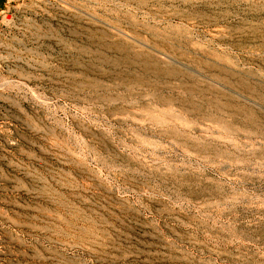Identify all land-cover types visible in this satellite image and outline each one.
I'll return each instance as SVG.
<instances>
[{
	"label": "rangeland",
	"instance_id": "obj_1",
	"mask_svg": "<svg viewBox=\"0 0 264 264\" xmlns=\"http://www.w3.org/2000/svg\"><path fill=\"white\" fill-rule=\"evenodd\" d=\"M0 264H264V0H5Z\"/></svg>",
	"mask_w": 264,
	"mask_h": 264
},
{
	"label": "crops",
	"instance_id": "obj_2",
	"mask_svg": "<svg viewBox=\"0 0 264 264\" xmlns=\"http://www.w3.org/2000/svg\"><path fill=\"white\" fill-rule=\"evenodd\" d=\"M5 6H6V1L5 0H0V18H1L2 12H4Z\"/></svg>",
	"mask_w": 264,
	"mask_h": 264
}]
</instances>
